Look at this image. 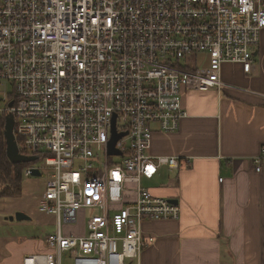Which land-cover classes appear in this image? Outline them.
I'll use <instances>...</instances> for the list:
<instances>
[{
    "label": "built area",
    "instance_id": "built-area-1",
    "mask_svg": "<svg viewBox=\"0 0 264 264\" xmlns=\"http://www.w3.org/2000/svg\"><path fill=\"white\" fill-rule=\"evenodd\" d=\"M263 30L264 0H0V124L11 114L19 153L36 157L26 176L48 171L38 209L57 219L46 237L54 254L23 264H61L62 253L71 264H139L152 242L142 223L180 213L141 179L191 161L148 155L152 125L175 132L186 117L181 92L223 87L222 64L248 73ZM197 54L208 66L185 68ZM252 163L264 172V147ZM82 209L100 213L84 236L63 235Z\"/></svg>",
    "mask_w": 264,
    "mask_h": 264
},
{
    "label": "crops",
    "instance_id": "crops-1",
    "mask_svg": "<svg viewBox=\"0 0 264 264\" xmlns=\"http://www.w3.org/2000/svg\"><path fill=\"white\" fill-rule=\"evenodd\" d=\"M251 51L248 73L240 64L224 63L223 87L181 92L186 117L175 132L163 133L152 125L148 155L191 161L189 167H163L151 179H141L140 185L152 196L177 200L180 213L177 220L142 223V238L152 242L142 251L139 264H264V172L255 173L252 163L264 147V30ZM207 66V56L197 54L185 68ZM17 202L0 198V264H23L29 257L54 254L46 237L56 230L55 216L54 231L43 238L25 237L27 225H11V232H4L6 221L16 212L32 221L37 216L35 208H21ZM134 203L133 195L125 196L115 210ZM98 213L97 209L78 211L76 222L62 224L61 233L84 236L86 221ZM62 255L71 264L69 253L61 254V264Z\"/></svg>",
    "mask_w": 264,
    "mask_h": 264
},
{
    "label": "rangeland",
    "instance_id": "rangeland-1",
    "mask_svg": "<svg viewBox=\"0 0 264 264\" xmlns=\"http://www.w3.org/2000/svg\"><path fill=\"white\" fill-rule=\"evenodd\" d=\"M199 55H202V54H199ZM203 65H204L203 63L199 64V66H203ZM9 90H10L9 87L3 86L2 89H1V92L2 93H7V92H9ZM0 108H3V103H0ZM7 116H10L12 118L13 125H14L13 116L11 114L7 115ZM7 116L5 115V117L3 119V122L1 123L3 126H1V124H0V129H1V132H2V136H3L5 120H6ZM13 125H12V129H13ZM2 139H3V142L5 144V139L4 138H2ZM5 148H6V146H5ZM18 153H19V150H18ZM20 155H22V154H20ZM25 157H28V156H25ZM30 158H32V157H30ZM33 158H35V161L26 164L27 166L23 170L22 187H21L20 195H18L16 197L14 196V197H6V198L7 199H11V198L12 199H16L18 201L17 202V206H20L21 208H24V207H28L30 209L35 208L36 211H37V216L35 218H33V221H32L29 218V216H27L26 214H24L22 212H18V213L23 214L27 218L25 220L18 221V220H16V217H15V215L17 213L16 212L13 216H10V217H13L12 221L10 220V217L8 218V221H6V228L4 229V232L7 233V234L9 232H11V225H13L14 227H18L20 225H27V227H26V235H24L25 237H28V236H33L34 237V236H37L39 234L40 238H43L46 233H50L51 231L52 232L54 231V228H55L54 227V221H55V219L53 217L54 215L50 216V214L42 213V212H40L38 210L39 202H40V200H41V198H42V196H43V194L45 192L46 182H47V180L49 178L48 171L44 170V169L38 170L37 168H31L30 169V174H31V170L32 169H37L39 171V173L41 174L40 177L31 176V175L26 176L24 174L26 168L31 167L32 165H34L36 163V161H37L36 157H33ZM39 214L45 215V216H48V217H51V218H44V217L40 216ZM91 214H93V213H90L88 211V215H91ZM38 223H40V224H38ZM0 232H2V231H0ZM66 236H72V235H66ZM48 251L51 252L50 249ZM62 264H69L67 262L66 255H62Z\"/></svg>",
    "mask_w": 264,
    "mask_h": 264
},
{
    "label": "trees",
    "instance_id": "trees-1",
    "mask_svg": "<svg viewBox=\"0 0 264 264\" xmlns=\"http://www.w3.org/2000/svg\"><path fill=\"white\" fill-rule=\"evenodd\" d=\"M1 126H3L1 124ZM0 129V198L18 195L21 190L26 164H12L6 157L5 144Z\"/></svg>",
    "mask_w": 264,
    "mask_h": 264
},
{
    "label": "water",
    "instance_id": "water-1",
    "mask_svg": "<svg viewBox=\"0 0 264 264\" xmlns=\"http://www.w3.org/2000/svg\"><path fill=\"white\" fill-rule=\"evenodd\" d=\"M12 125H13V120L10 116L6 117L5 120V126H4V131H3V138L5 139V153H6V157L9 160L10 163L12 164H28L31 163L33 161H35V158H30V157H25L23 155H20L18 153V149L16 146V143L14 141V137H13V133H12ZM122 135L120 136H114L112 138V140L109 143V151L108 154L109 155H114L117 153L115 152V150L113 149V145L114 142L120 138ZM31 176H37L40 177V173L37 169H32L31 170ZM171 203L177 204V200H172L170 201ZM16 220L20 221V220H25L27 219L23 214L21 213H16L15 215ZM10 220H13V217H10Z\"/></svg>",
    "mask_w": 264,
    "mask_h": 264
}]
</instances>
